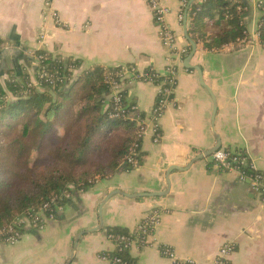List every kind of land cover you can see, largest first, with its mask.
Instances as JSON below:
<instances>
[{
  "label": "crops",
  "instance_id": "crops-1",
  "mask_svg": "<svg viewBox=\"0 0 264 264\" xmlns=\"http://www.w3.org/2000/svg\"><path fill=\"white\" fill-rule=\"evenodd\" d=\"M210 1L189 0L178 22V0H161L176 46L187 54L175 61L177 83L159 121V140L154 142L151 132L140 139L139 165L98 181L44 231L26 228L15 245L0 243V264H66L81 232L70 264H109L101 258L116 254L108 229L131 234L153 211L162 216L151 234L152 245L125 251L122 258L129 264H172L162 255L166 247L178 261L212 264L224 244L234 248L225 264H264V205L246 182L220 171L210 157L191 164L218 138L220 149L247 154L258 168L264 166L263 13L258 7L264 0H223L240 13L248 38L208 50L206 44L226 26V19L208 6ZM190 6L197 7L194 17L187 15ZM189 40L195 43L190 68L185 62ZM0 44L5 48L0 51V91L8 99L13 98L9 85L38 87L40 54L77 64L72 73L77 80L95 69L104 73L127 67L138 75L162 74L167 64L158 26L144 0H0ZM121 90L132 117L142 115L136 123L148 125L155 86L127 79ZM171 167L184 170L170 172L166 189ZM113 190L165 194L113 196L102 206L99 227L98 207Z\"/></svg>",
  "mask_w": 264,
  "mask_h": 264
},
{
  "label": "trees",
  "instance_id": "trees-1",
  "mask_svg": "<svg viewBox=\"0 0 264 264\" xmlns=\"http://www.w3.org/2000/svg\"><path fill=\"white\" fill-rule=\"evenodd\" d=\"M210 4L226 19V26L221 35L205 47L212 50L245 42L248 37L236 8L229 7L223 0H211L208 6ZM196 8L190 6L187 15L194 17ZM262 25L259 33L264 46V14ZM40 55V72L68 78L71 70L78 68L77 64L52 61ZM120 70H109L107 78L106 72L95 69L78 80L56 81L54 85L37 75V88L25 83L23 86L9 85L7 90L13 95L12 99L0 91V127H4L0 136L5 139L0 143V227L21 216L29 207L38 208L53 197L68 194L69 199L62 198L58 203L66 207L70 199L78 198L93 187L88 180L108 179L119 171L135 168L126 164L125 158L140 144L137 137L140 126L136 121L142 119V115L132 117L134 111L127 106L126 93L121 90L120 105L127 106V117L112 116L114 104L110 85L117 80L115 74ZM81 88V93L73 94ZM64 124L66 129L62 135L53 131V125ZM111 137H116L114 142ZM136 153L139 165V147ZM100 158L105 159L104 162H97ZM95 161L97 166L88 169L86 165ZM61 166L70 172L57 174ZM108 231L114 236L129 235L120 230ZM124 252L116 251L108 257L117 256L128 262L122 258Z\"/></svg>",
  "mask_w": 264,
  "mask_h": 264
},
{
  "label": "built area",
  "instance_id": "built-area-1",
  "mask_svg": "<svg viewBox=\"0 0 264 264\" xmlns=\"http://www.w3.org/2000/svg\"><path fill=\"white\" fill-rule=\"evenodd\" d=\"M149 7L151 14L153 15L154 21L159 29V38L162 44L167 47V64L162 74H141L138 75L131 68L127 71L120 70L116 72V81L111 82V92L114 114L113 117H127V112L120 105V92L123 85V80L129 81L139 80L153 84L156 89V100L153 109L151 110V116L148 125L142 124L139 127L137 137L142 139L149 132H151L154 142L159 140V121L161 120L167 105L172 100V94L175 89L176 79V63L175 59H180L187 54V50L177 49L175 47V35L167 25L165 19L168 14V9L161 5V0H144ZM180 8L177 14L178 22H182L184 15L189 6V0H178ZM258 7L264 14V2H259ZM5 48L0 44V51ZM110 75L107 76V78ZM39 78H44V81L54 85L56 81L62 83L69 80V77H55L52 74L42 72L38 74ZM29 87V85H28ZM139 145H135L130 151V154L125 158V163L135 167L137 161L135 159L136 150ZM212 163L220 171L228 174H233L240 182H246L249 186V190L258 197L259 201L264 205V166L258 168L249 158L247 154L241 152H232L226 149H219L210 156ZM69 199L70 197L66 194L62 197H53L49 202L45 203L42 209L37 212H28L22 214L19 218L14 219L11 223L0 227V243L8 246H13L19 242L22 231L26 228H32L36 231H44L47 223L56 219V214L62 213L65 206H61L58 203L62 200ZM162 213L153 211L149 213L136 227V229L128 236L119 235H107V239L114 245L117 252H123L129 250L133 246L148 247L151 246V241L147 240L153 233L156 226L159 224ZM234 250L231 244H225L220 248L213 264H225L228 256ZM162 255L169 259L172 264H194L191 261H178L175 253L170 248H163ZM103 260L109 264H129L123 261L121 258L102 256Z\"/></svg>",
  "mask_w": 264,
  "mask_h": 264
},
{
  "label": "water",
  "instance_id": "water-1",
  "mask_svg": "<svg viewBox=\"0 0 264 264\" xmlns=\"http://www.w3.org/2000/svg\"><path fill=\"white\" fill-rule=\"evenodd\" d=\"M189 43H190L191 48H190L189 55H188V57L185 60L186 67H188V68H190V67L188 66L187 62L190 60V58L192 57V55H193V53L195 51V43L193 41H190V40H189ZM194 70L198 73V76L200 78L201 77L200 70L198 68H194ZM200 83H201V86L204 87L209 92V94H211L210 91L208 90V88L202 83L201 80H200ZM214 112H215V107H214V110H213V115H214ZM219 149H220V142H219V140L217 138V143L215 144V146H213V148H211L210 150L206 151L205 153L198 155L196 158H194L192 160L191 164L194 163V162H196L199 159L210 157L214 152H216ZM173 170H184V169H179V168H175V167H171V168L168 169V171L166 173V179H165L166 180V186H167L166 189H169V178H168V176H169L170 172L173 171ZM164 194H165V192H158V193H140V194H136V195H129V194H126V193H124V192H122L120 190H113V191L109 192L105 196V198L102 200V202L100 203V205L98 207L99 227H101V225H102V220H101L102 206L110 198H112L113 196H122V197H126V198L136 199V198H141V197H150V198L162 197ZM96 230L97 229H93V230H89L87 232H94ZM82 235H83V232L79 233L76 236V238L74 239V242H73V251L70 254V257H69V259H68V261H67L66 264H70V262L72 261L73 255H74V250H75L76 245H77V241H78L79 237H81Z\"/></svg>",
  "mask_w": 264,
  "mask_h": 264
},
{
  "label": "rangeland",
  "instance_id": "rangeland-1",
  "mask_svg": "<svg viewBox=\"0 0 264 264\" xmlns=\"http://www.w3.org/2000/svg\"><path fill=\"white\" fill-rule=\"evenodd\" d=\"M160 37V36H159ZM176 39V38H175ZM159 40H160V38H159ZM160 43H161V46H162V48L163 49H165V48H167V47H165L163 44H162V42H161V40H160ZM2 46H3V44H1ZM175 47L177 48V46H176V41H175ZM177 49H179V48H177ZM165 51H166V55H165V57H166V62H167V50L165 49ZM40 60H41V56L38 58V63H39V65H38V69H39V74H41L42 72H40V69H42L41 68V66H40ZM178 60V58L177 59H175V61H177ZM122 71H127V70H130L129 68H127V67H125V68H122L121 69ZM73 69L71 70V72H70V74H71V76H69V80H70V82L73 80V77H72V73H73ZM106 73H107V75L109 74L108 73V71H105ZM128 79V78H127ZM126 79V80H127ZM124 82H126V81H123V84H124ZM75 85V83L73 84V86ZM123 86V85H122ZM79 90V89H78ZM76 91L75 93H73V94H76V93H81L82 92V90H83V88H81L79 91ZM112 96H114V91H113V94H112V92H111V95H110V97H112ZM76 102V101H75ZM74 111V110H73ZM64 112V111H63ZM53 127V131L56 133V134H58V135H62L63 133H64V130L66 129V124H64L63 126H57V125H53L52 126ZM3 129H4V127H0V131L1 132H3ZM113 137H111V139H112ZM115 138L116 137H114L113 139L114 140H112V142H114L115 141ZM5 141V139L4 138H2L1 136H0V143L2 144L3 142ZM35 155V154H34ZM102 160H105V159H103V158H100V160H97V162H100V161H102ZM97 162L95 161L92 165H86V166H88V169H90V168H95L97 165ZM102 162H104V161H102ZM65 169V167L64 166H61V167H59L58 169H57V171H58V173L57 174H60L61 172L62 173H66V172H70V171H65L64 169ZM76 172H80V171H78V170H76ZM98 181H100V180H98V178L97 179H94V181H92V180H88V183L89 184H92L93 186L98 182ZM83 193H85V192H83ZM82 194V193H81ZM80 194V195H81ZM66 195H68V194H66ZM79 195V196H80ZM69 196V195H68ZM71 201H73V200H76L75 198H72V199H70ZM45 203H47V202H45ZM45 203H42L41 205H40V207H38V208H34V207H29L27 210H25L24 212H23V214H25V213H28V212H37L39 209H42L43 208V206L45 205ZM22 215V214H21ZM20 217V215H18V216H16V217H14L13 218V220L14 219H17V218H19ZM12 220V221H13ZM11 221V222H12ZM10 222V223H11ZM139 224V223H138ZM138 224H137V226H138ZM5 225H7V224H5ZM136 226V227H137ZM30 228V227H29ZM136 229V228H135ZM147 240H149V241H151V235L149 236V238L147 239ZM225 245V244H224ZM223 245V246H224ZM222 246V247H223ZM149 247V246H148ZM221 247V248H222ZM144 248H146V247H144ZM234 252V250L232 251V253ZM184 261H191V262H193L194 264H195V262L194 261H192V260H190V259H187V260H184ZM213 264V263H212Z\"/></svg>",
  "mask_w": 264,
  "mask_h": 264
}]
</instances>
